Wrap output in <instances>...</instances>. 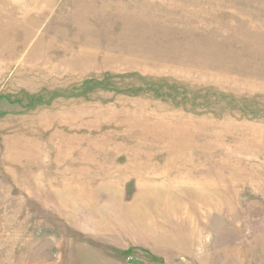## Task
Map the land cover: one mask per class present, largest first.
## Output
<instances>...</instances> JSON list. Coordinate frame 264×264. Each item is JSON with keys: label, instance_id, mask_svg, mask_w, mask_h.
<instances>
[{"label": "rangeland", "instance_id": "rangeland-1", "mask_svg": "<svg viewBox=\"0 0 264 264\" xmlns=\"http://www.w3.org/2000/svg\"><path fill=\"white\" fill-rule=\"evenodd\" d=\"M0 264H264V0H0Z\"/></svg>", "mask_w": 264, "mask_h": 264}]
</instances>
